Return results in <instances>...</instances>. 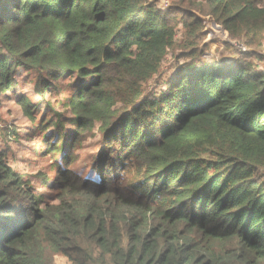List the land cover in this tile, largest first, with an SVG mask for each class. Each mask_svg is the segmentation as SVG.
I'll use <instances>...</instances> for the list:
<instances>
[{"label":"trees","instance_id":"16d2710c","mask_svg":"<svg viewBox=\"0 0 264 264\" xmlns=\"http://www.w3.org/2000/svg\"><path fill=\"white\" fill-rule=\"evenodd\" d=\"M160 2L0 0V97L31 121L44 105L60 155L47 195L0 150V264H264V0ZM203 17L241 58L202 59ZM62 83L69 133L45 100ZM97 137L82 179L73 147Z\"/></svg>","mask_w":264,"mask_h":264},{"label":"rangeland","instance_id":"374dc122","mask_svg":"<svg viewBox=\"0 0 264 264\" xmlns=\"http://www.w3.org/2000/svg\"><path fill=\"white\" fill-rule=\"evenodd\" d=\"M177 1L180 0H161L160 5L166 8L171 2ZM201 20L203 21L205 32L201 46L204 51L203 60L232 62L241 58L240 54L236 51V45H232L233 41L229 40L220 26L216 25L209 17H203ZM182 32V30L179 32L178 41L182 40L180 37ZM243 47H245V51L249 52L250 49H248L247 45ZM257 50L264 56V43ZM180 52L179 50H175V52H170L166 57L163 63L164 76L171 74L175 68L184 62V57L180 58L183 56ZM245 56L247 60L257 62L254 56L244 55L242 58H245ZM257 63L259 66L264 67V62L259 61ZM18 76L19 74L17 75V94L27 97L35 105L41 102L39 96L33 90L34 74L23 73L19 78ZM65 86L66 83H62L60 85L62 91L46 96L45 100L49 101L54 107L56 117L62 116L64 118L62 126L66 133H69L71 126L69 120L66 118L69 114L62 108V99L68 94L70 87L65 89ZM43 108L44 105L40 103L33 111L34 121H31L23 115L21 109L16 104L15 95L9 93L0 97V150L5 153L6 163L21 174L23 178L27 179L36 192L48 195L51 193L50 189L44 190L41 180H37L36 176L39 174L44 175L49 178L52 184L60 155H50L44 149L43 136L46 134V130L50 128V125H45L44 121L51 116V112ZM50 130L51 134H53L54 130ZM97 141H100L99 137L88 139L84 143L82 141L73 147L72 158L68 166L79 174L82 179L93 174V172L89 171V168L92 165V158L97 150ZM61 165L63 166V163ZM50 264L71 263L62 255L55 254L51 257Z\"/></svg>","mask_w":264,"mask_h":264},{"label":"built area","instance_id":"2783aa9c","mask_svg":"<svg viewBox=\"0 0 264 264\" xmlns=\"http://www.w3.org/2000/svg\"><path fill=\"white\" fill-rule=\"evenodd\" d=\"M235 47H237V46H235ZM242 50H244V48H242Z\"/></svg>","mask_w":264,"mask_h":264}]
</instances>
